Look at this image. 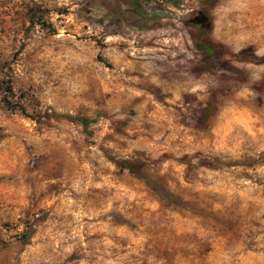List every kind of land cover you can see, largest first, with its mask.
I'll list each match as a JSON object with an SVG mask.
<instances>
[{
    "label": "rangeland",
    "instance_id": "374dc122",
    "mask_svg": "<svg viewBox=\"0 0 264 264\" xmlns=\"http://www.w3.org/2000/svg\"><path fill=\"white\" fill-rule=\"evenodd\" d=\"M263 55L264 0H0V264H264Z\"/></svg>",
    "mask_w": 264,
    "mask_h": 264
},
{
    "label": "trees",
    "instance_id": "16d2710c",
    "mask_svg": "<svg viewBox=\"0 0 264 264\" xmlns=\"http://www.w3.org/2000/svg\"><path fill=\"white\" fill-rule=\"evenodd\" d=\"M196 25L203 36V41L199 42V47L203 50L208 56H210L214 61L221 63L223 69L232 70L234 66L224 57L220 52L217 51L215 45L209 39V33L212 29V18L205 13L201 12L196 17ZM260 61H264V55L259 57ZM77 119L83 124V126L88 129L90 123L93 121L87 117H77Z\"/></svg>",
    "mask_w": 264,
    "mask_h": 264
}]
</instances>
